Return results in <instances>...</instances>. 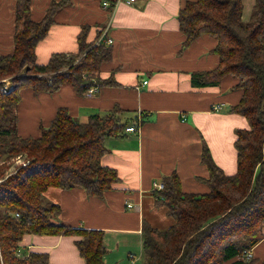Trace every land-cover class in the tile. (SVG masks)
Masks as SVG:
<instances>
[{
    "label": "trees",
    "instance_id": "obj_1",
    "mask_svg": "<svg viewBox=\"0 0 264 264\" xmlns=\"http://www.w3.org/2000/svg\"><path fill=\"white\" fill-rule=\"evenodd\" d=\"M70 2L53 0L44 17L35 21L32 0H16L14 49L6 55L0 52V264H49L48 253L22 250L27 235L77 237L84 264H106L105 232L60 224L61 206L45 203L43 195L49 189H81L100 198L120 182L117 171L104 166L102 159L108 152L105 138L125 133L127 125L119 118L122 110L115 107L106 115H92L83 124L67 108H59L50 125L40 126L38 137H23L18 129L24 91L55 93L72 84L85 94L97 84L110 85L99 77L111 58L110 47L88 43L86 30L78 36L77 52L56 53L47 64L37 63L38 44L55 24L58 10ZM243 12V0L181 4L177 19L185 38L182 48L204 35L217 42L218 66L193 74L192 83L211 87L228 76L235 78L243 96L230 111L244 116L250 127L237 131L233 176L214 163L203 141L207 192L186 193L176 172L163 178V189L154 192L156 205L167 210L174 225L157 230L144 224L142 264L259 261L253 250L264 239V0H255L249 22L243 20ZM8 83L13 88L6 91ZM22 155L29 164L6 178L13 159Z\"/></svg>",
    "mask_w": 264,
    "mask_h": 264
},
{
    "label": "crops",
    "instance_id": "obj_2",
    "mask_svg": "<svg viewBox=\"0 0 264 264\" xmlns=\"http://www.w3.org/2000/svg\"><path fill=\"white\" fill-rule=\"evenodd\" d=\"M53 0H32V15L41 20ZM59 1V0H56ZM118 0H71L58 10L55 24L37 48V63L45 65L56 53L78 51V36L87 31L95 43L108 29L111 58L99 77L105 84L96 96L80 93L65 84L55 93L24 91L18 108L19 133L38 137L40 126L51 124L59 108H67L80 123L92 115H106L115 107L127 127L134 126L139 112L145 118L140 133L108 136V152L102 164L117 171L120 182L102 197H90L81 189H49L48 202L61 206L58 222L71 227L105 232L106 264H142L143 226L157 230L174 225L167 210L156 205L155 184L176 172L186 193H204L209 177L201 162L203 141L214 163L226 175L237 173V131L249 129L244 116L232 113L243 91L231 76L219 86L198 87L192 75L208 72L219 64L216 40L204 35L183 49L178 13L184 0H121L113 8L104 2ZM16 0H0V52H13ZM243 20L252 17L255 0H243ZM32 17V19H33ZM84 27H86L84 29ZM148 82L147 85H143ZM216 108H219L218 110ZM264 233V230H263ZM77 237H24L26 252L49 254V264H84ZM253 254L264 261V239Z\"/></svg>",
    "mask_w": 264,
    "mask_h": 264
},
{
    "label": "built area",
    "instance_id": "obj_3",
    "mask_svg": "<svg viewBox=\"0 0 264 264\" xmlns=\"http://www.w3.org/2000/svg\"><path fill=\"white\" fill-rule=\"evenodd\" d=\"M121 0H118L115 4L109 3V2H104L103 7L108 9V8H113L116 4H118V2H120ZM123 1V0H122ZM136 0H126V2H128L129 4H133L135 3ZM105 45L110 47L113 44V40L110 39L108 37V29H104L103 33L101 35V37L95 42V45ZM85 55H83L79 60H76V63H78ZM88 79V76L84 75V80ZM148 82H144L143 85H147ZM101 86L99 84L90 87L85 94L88 96H96L99 94ZM217 110L219 108H216ZM143 123V114L142 112H139L138 114V121L135 123L134 126H129L125 129V132L128 133H140L141 131V125ZM155 188L157 190H161L163 189V185L162 184H155ZM252 256V253L249 254L248 258H250Z\"/></svg>",
    "mask_w": 264,
    "mask_h": 264
},
{
    "label": "rangeland",
    "instance_id": "obj_4",
    "mask_svg": "<svg viewBox=\"0 0 264 264\" xmlns=\"http://www.w3.org/2000/svg\"><path fill=\"white\" fill-rule=\"evenodd\" d=\"M31 7H32V5H31ZM32 17H33V15H32ZM33 19H34V17H33ZM86 27H84V29H85ZM8 84H12V83H8ZM7 90V89H6ZM13 163H12V165H11V167H10V169L6 172V178L7 177H9L10 175H12V174H14V173H16V171L18 170V169H20V168H22V167H25V166H27L29 163L26 161V159L23 157V155L22 156H18V157H16L15 159H13V161H12ZM2 164V160H0V165ZM2 182V179H0V183ZM202 183L204 182L203 180L201 181ZM208 191V187L206 186V192ZM43 200H44V202L45 203H48V199H47V197H46V195L44 194L43 195Z\"/></svg>",
    "mask_w": 264,
    "mask_h": 264
},
{
    "label": "bare ground",
    "instance_id": "obj_5",
    "mask_svg": "<svg viewBox=\"0 0 264 264\" xmlns=\"http://www.w3.org/2000/svg\"><path fill=\"white\" fill-rule=\"evenodd\" d=\"M13 88V86H12V84H8L6 87H5V90L7 89V90H11ZM6 90V91H7Z\"/></svg>",
    "mask_w": 264,
    "mask_h": 264
}]
</instances>
